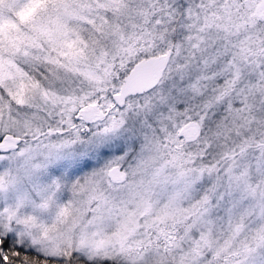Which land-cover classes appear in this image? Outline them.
Wrapping results in <instances>:
<instances>
[{"label": "snow or ice", "instance_id": "obj_1", "mask_svg": "<svg viewBox=\"0 0 264 264\" xmlns=\"http://www.w3.org/2000/svg\"><path fill=\"white\" fill-rule=\"evenodd\" d=\"M0 264H264V0H0Z\"/></svg>", "mask_w": 264, "mask_h": 264}]
</instances>
